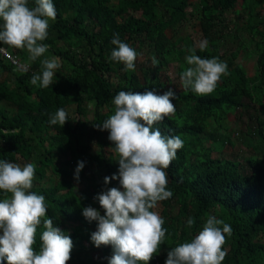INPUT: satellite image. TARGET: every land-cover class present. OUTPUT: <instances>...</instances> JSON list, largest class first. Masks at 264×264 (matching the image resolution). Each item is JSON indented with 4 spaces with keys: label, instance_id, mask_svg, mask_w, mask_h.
Wrapping results in <instances>:
<instances>
[{
    "label": "trees",
    "instance_id": "obj_1",
    "mask_svg": "<svg viewBox=\"0 0 264 264\" xmlns=\"http://www.w3.org/2000/svg\"><path fill=\"white\" fill-rule=\"evenodd\" d=\"M56 19L49 21L48 37L42 43L48 51L28 66L26 50L0 44L24 64L21 71L0 55V160L24 165H35L31 191L45 197L47 214L56 227L69 235L73 247L67 264H108V257L95 250L90 234L96 230V221L88 222L82 215L87 206L97 208L96 194L111 187H120L117 180L104 184L105 176L118 173V161L113 152L107 130L94 127L114 114L112 98L119 91L144 92L154 90L163 94L171 88L176 93L172 100L175 115L155 124L165 136H179L184 141L177 157L166 169L170 199L160 201L150 211L165 220L166 239L154 255L164 264L167 251L180 243L189 242L202 229L209 215L222 219L232 227L222 250L230 264H264V153L256 151L257 139L264 143V18L260 19L264 0H53ZM199 7V16L192 28L207 41V48L196 54L202 58L218 57L228 65L227 76H222L215 91L198 96L191 91L179 92L162 78V69L177 62V71L186 67L187 51L193 47L185 41L181 48L174 42V25H180L191 15L186 8ZM238 5L246 20L239 30L232 29L237 15L228 19L227 12H236ZM34 0H29V7ZM227 18V22H226ZM2 23V21H0ZM120 39L148 50L150 63L135 62V71H124V65L110 61L114 34ZM253 35L257 39H253ZM235 39V49L227 54L219 52L217 40ZM244 40H242V39ZM252 41L254 70L250 76L233 60L243 41ZM185 52L179 58V54ZM55 56L61 67L55 72L54 83L41 89L30 83L33 73L40 71V59ZM158 60L153 67L152 57ZM232 59L226 60L227 58ZM144 67V71L142 68ZM185 67V68H184ZM140 73V74H139ZM92 104L91 117L86 113ZM73 105V110L71 107ZM64 108L69 120L60 127L48 123L49 114ZM229 113L232 118L228 117ZM245 116V121L241 120ZM214 129L224 122H238L245 129L243 141L252 150L251 155L237 160L212 156L205 130L210 121ZM254 123L251 131L250 125ZM17 130L16 135L4 136ZM253 135V137H251ZM250 142V143H249ZM84 161L83 169L90 173L95 165L97 178L86 177L88 184L74 178V167ZM55 163H58L56 165ZM91 177V178H90ZM91 184V185H90ZM4 198L0 190V199ZM195 221L189 229L186 221ZM41 225L37 229L34 250L39 251ZM151 264L152 260H150ZM6 264V262H5Z\"/></svg>",
    "mask_w": 264,
    "mask_h": 264
},
{
    "label": "clouds",
    "instance_id": "obj_2",
    "mask_svg": "<svg viewBox=\"0 0 264 264\" xmlns=\"http://www.w3.org/2000/svg\"><path fill=\"white\" fill-rule=\"evenodd\" d=\"M56 15L53 0H34L32 7L29 0H0V44L26 50L30 67L48 51L49 46L42 42L48 37L49 21H54ZM110 42L114 47L108 59L122 63L124 71L134 72L140 53L123 42L118 33ZM198 48L206 50L207 42L201 41ZM187 51L190 53L185 57L188 67L180 73L183 90L198 96L212 94L221 77L229 74L227 63L218 57L202 58L196 54L195 46ZM18 61L22 67L17 68L27 71V63ZM151 62L153 67L159 63L155 56ZM60 67L59 58L55 56L40 59V71L33 73L30 83L41 89L48 88ZM175 98L176 93L171 88L163 94L154 90L119 91L112 98L114 114L94 125L108 131L107 139L114 145L118 161V173L105 176L104 184L118 179L120 187L108 188L94 197L104 210L103 215L91 206L84 207L82 215L90 223L96 221V230L90 234L93 245L97 248L111 245L113 252L109 257L99 250L103 258L108 257V264H151L150 260L159 264L154 255L161 250L167 229L163 227L164 218L150 209L172 197V191L167 188L166 169L176 159L184 141L179 136H165L153 126L175 115L172 102ZM67 120V111L58 108L49 114L48 123L62 127ZM3 134L16 135L17 130L11 133L4 130ZM83 167L84 161H78L75 179H79ZM35 172L33 163L21 166L0 160V190L4 194L0 199V264H67L71 258L70 236L56 227L52 218H44L47 214L45 197L31 191ZM194 223L189 217L186 226L191 229ZM41 225V244L36 251L33 246ZM231 235L230 224L209 215L189 242L167 251L164 264H230L225 261L227 252L222 249L226 237Z\"/></svg>",
    "mask_w": 264,
    "mask_h": 264
},
{
    "label": "rangeland",
    "instance_id": "obj_3",
    "mask_svg": "<svg viewBox=\"0 0 264 264\" xmlns=\"http://www.w3.org/2000/svg\"><path fill=\"white\" fill-rule=\"evenodd\" d=\"M238 7L239 8H237L236 12L225 13V16L228 19L232 18V16L234 15L238 16L236 23H234L233 25L231 23H228V25L232 29L234 28L236 30H239L241 26H243L244 21L246 20V16H247L245 13L242 12L239 5ZM198 9L199 7L196 6L195 3L194 5L188 6L186 10L188 12H191V15L188 17L186 21L183 20V22L180 25L178 24L174 25L173 29H174L175 34H174L173 39L175 38L174 42L175 44H177L176 45L177 47L181 48L182 45L185 43V41H189L193 47L194 46L198 47L201 41H206V39L202 36L201 33L195 32L192 28L193 23L196 22V19L200 14ZM262 9H264V6L263 7L260 6L257 8L258 12L261 11ZM260 15L261 16H258V18L263 19L264 12L261 11ZM227 18H226V22H227ZM253 39L256 40L257 37L253 35ZM251 43L252 41L250 40L243 41V47H241L238 50V53L236 54V57L233 60L234 64L237 63L238 65L242 66V69L245 71V74L248 76L252 74L254 70V66H255L254 57H253L254 53L252 52L253 48H252ZM217 47L219 49V52H223L227 54L230 50H233L236 48L235 39L232 40L228 36L224 38H220L217 40ZM132 48H134L135 50L137 49L135 46H133ZM137 52L140 53V55L135 61L136 63L140 61L143 62V64L150 63V61H148V54H147L148 50H146L145 47H142ZM183 55H186L184 51H182V53L179 54V58H181ZM183 57H186V56H183ZM226 58H227L226 60L232 61V59L228 57ZM178 65L179 64L174 61L171 63H168L166 67L162 69L161 77L164 78L169 85H176V87L178 88V91L181 93V92H184V90L180 82V73L177 71ZM185 65H186L185 67H188L186 61H185ZM24 67H26V65H24ZM142 70L144 71V67L142 68ZM262 89H264V87H262ZM70 107H71V110H73V105ZM91 110H92V104L88 102L86 105V113L85 115L82 114L80 118H83L84 116L89 119L91 117ZM232 114L233 113H229L228 117L232 118ZM245 118L246 117L243 115L241 120L245 121ZM237 123L238 122L227 121V122H224V124L222 125L223 128L214 129L215 122L211 120L209 122V127L205 130L207 141L204 142V145L210 146L212 156L216 155V156H221L223 158H227L231 160H237L241 166H245L246 161L242 158H245L253 153H252V150L247 146V143L243 141V137L246 135L245 129L244 130L242 129V132L239 133L238 130L241 127ZM242 123H244V125H250V124H247L246 122H242ZM250 126H251L250 128L251 131H253L252 127L254 126V123H251ZM251 137H253V135H251ZM259 149H261L262 150L261 152L264 153V143H262L261 141L257 139L256 151H258ZM55 164L58 165V163H55ZM75 168H76V165L74 169ZM89 169H90L89 174L84 169H82L79 172V179L82 184L84 183L88 184L86 177L92 176L93 180H90L92 184H93L94 179L97 178V170L95 168V165L91 163V165L89 166ZM117 182L119 184L118 179H117ZM95 249H98V250L102 249L104 251L105 256L106 255L108 256L112 254L113 252L111 245L101 246L99 248L95 247Z\"/></svg>",
    "mask_w": 264,
    "mask_h": 264
},
{
    "label": "built area",
    "instance_id": "obj_4",
    "mask_svg": "<svg viewBox=\"0 0 264 264\" xmlns=\"http://www.w3.org/2000/svg\"><path fill=\"white\" fill-rule=\"evenodd\" d=\"M0 49H4V48L0 46ZM0 55L5 57L7 60H9L16 67H22V64L18 61L16 56L10 54L6 49H4V51H0Z\"/></svg>",
    "mask_w": 264,
    "mask_h": 264
}]
</instances>
